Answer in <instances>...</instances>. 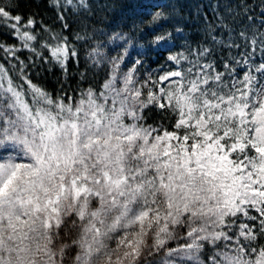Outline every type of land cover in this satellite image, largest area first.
<instances>
[{
    "label": "snow or ice",
    "instance_id": "obj_1",
    "mask_svg": "<svg viewBox=\"0 0 264 264\" xmlns=\"http://www.w3.org/2000/svg\"><path fill=\"white\" fill-rule=\"evenodd\" d=\"M0 19L67 74L77 54L66 37L52 34L44 57L29 43L33 17L21 25L0 6ZM209 28L208 43L169 55L177 67L154 80L121 77L118 55L99 91L75 95L53 96L30 78L31 57L0 45V264H264V30L242 28L237 43L223 18ZM173 39L164 30L152 43ZM152 108L175 118L170 128L147 124Z\"/></svg>",
    "mask_w": 264,
    "mask_h": 264
},
{
    "label": "trees",
    "instance_id": "obj_2",
    "mask_svg": "<svg viewBox=\"0 0 264 264\" xmlns=\"http://www.w3.org/2000/svg\"><path fill=\"white\" fill-rule=\"evenodd\" d=\"M87 2L88 10L74 11L72 7L66 10L57 7L56 0H0V6L5 7L10 16H22L21 25L29 17L37 21L27 29L37 37L29 43L44 57L50 58L51 51L50 48L42 46L45 44L54 46L58 42L52 34L66 37L68 44L75 49L76 58L67 62L65 75L54 61L49 63L47 60H39L29 49H22L23 41L14 35L11 27L13 21L0 19V45L16 46L20 49L18 51L20 59L25 63H28L31 57L35 65L28 69L30 78L53 96L62 86L72 95L76 94L74 90H78V86L83 88L91 86L99 91L111 74V58L125 53V49L126 60L121 62L123 69L133 66L131 70L135 71V78L140 81L149 77L147 73L149 69L154 70L151 73L154 80L158 77L157 72L161 71L160 66L164 70L169 63L172 65L171 62H167L169 55L184 51L186 46L195 48L200 43H208L209 26L215 27L220 18H223L233 30L237 43H242L236 35L242 28H247L249 35L252 34L253 27L264 30V25H261V19H264V15L261 14L264 0H87ZM63 3L64 0L60 1L61 5ZM73 3L78 5V0H73ZM244 8L248 9L247 14L243 11ZM157 12L163 13V16L152 22V17ZM61 13L63 21L58 19ZM248 16H252L253 19L249 21ZM64 22L68 23L69 28H63ZM176 28L183 31L177 33ZM164 30L172 32L174 37L173 41H170V48L167 49L152 43L155 35ZM116 33L122 35L124 39H114ZM77 35L82 38L77 39ZM215 35L217 39L227 38L228 32L217 28ZM98 42L102 43L103 47H108V53L105 52L106 60L95 62L89 53ZM240 50L243 49H234L233 54ZM216 56L218 59L226 57L227 50H218ZM138 60L141 63L137 64ZM0 63L7 66V62L3 60V52H0ZM119 75L122 77L123 73L119 71ZM144 115L147 124L155 126L163 123L169 128L175 119L169 118L167 113L161 114L155 108L146 110ZM169 246H175V242ZM206 254L210 253H202L201 258L204 259Z\"/></svg>",
    "mask_w": 264,
    "mask_h": 264
},
{
    "label": "rangeland",
    "instance_id": "obj_3",
    "mask_svg": "<svg viewBox=\"0 0 264 264\" xmlns=\"http://www.w3.org/2000/svg\"><path fill=\"white\" fill-rule=\"evenodd\" d=\"M60 1H62V0H60ZM95 45H98V46H95ZM94 46H93V48H92V50H91V53H89L90 54V56H91V58L95 61V62H97V61H102V59H104V60H106L107 58H106V53L105 52H107L108 53V47L106 48V47H103L102 46V43H99L98 42V44H95ZM170 42H169V46H168V48H170ZM98 48V50H99V53L101 54V55H97L96 54V52H94L93 50L94 49H97ZM113 52V51H112ZM118 52V51H117ZM120 55H123L124 56V59H123V61L122 62H124L125 60H126V54L125 53H123V54H120ZM133 66H131L130 68H125V69H123V64L122 63H120V65H119V71L120 72H122L123 74H125V73H127V72H129L128 70H131V68H132ZM175 67H177L176 65H174V64H172V65H170V63H169V65H167V68L166 69H164L163 71H158L157 72V75L159 76V75H162L163 74V72H166V71H169V70H172L173 68H175ZM159 69H162V66H160L159 67ZM154 70H148L147 71V73H148V75L151 77V73L153 72Z\"/></svg>",
    "mask_w": 264,
    "mask_h": 264
}]
</instances>
